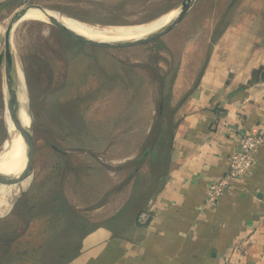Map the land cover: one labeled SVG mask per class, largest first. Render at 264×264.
Masks as SVG:
<instances>
[{
  "label": "rangeland",
  "instance_id": "1",
  "mask_svg": "<svg viewBox=\"0 0 264 264\" xmlns=\"http://www.w3.org/2000/svg\"><path fill=\"white\" fill-rule=\"evenodd\" d=\"M205 2L196 0L182 21L161 37L129 47L92 45L42 18L28 20L18 26L13 37L15 46L19 47L18 56L24 66L34 112L33 150L26 151L23 133L17 128L18 122L24 128L30 125L28 104L18 113L4 114V106H12L7 105L5 99L4 79L9 77L6 66H3L5 38L2 40L0 153L4 151V141L13 136L5 144V162L10 181L6 194L15 203L11 210L0 204V216L8 215L0 221V235L23 234L25 239L34 238L33 247L38 240H44L51 234L46 214L34 216L31 205L24 204L20 199L22 196L18 197L19 192L25 189H37L33 195V199L37 200L48 189L58 186L73 205L81 206L80 209L83 208L80 200L82 189H91L95 197L100 192L101 201L98 204L106 201L113 189H128L130 175L140 165L134 159L146 147L136 146L132 140L125 138L122 128L132 123L127 121L129 113L124 112L133 111L131 118H138L135 125L145 126L150 121L153 125L154 121L151 134L154 138L157 129L155 119L162 98V76L166 77L165 89L168 91L176 83L184 62L181 81L177 84L181 89L175 88L182 92L196 80L208 56L211 37L208 32L214 12L210 8L204 11ZM29 3L54 7L63 14L103 23L105 27L120 23L141 27L132 30L106 29L103 35L111 37L162 25L173 14V9L179 8L182 0H0L3 35L14 11ZM164 12L167 13L165 17L162 16ZM159 17L162 18L156 20ZM57 20L61 21L59 17ZM64 20L73 27L83 29L75 21ZM198 23L200 25L197 26ZM87 31L96 30L87 27ZM115 126L119 138L113 144L114 140L110 142L108 134ZM137 137L134 142L141 134ZM52 144L66 149L68 154L57 152ZM3 195H0V201ZM36 230L41 238L34 236ZM25 244L28 245V240Z\"/></svg>",
  "mask_w": 264,
  "mask_h": 264
},
{
  "label": "crops",
  "instance_id": "2",
  "mask_svg": "<svg viewBox=\"0 0 264 264\" xmlns=\"http://www.w3.org/2000/svg\"><path fill=\"white\" fill-rule=\"evenodd\" d=\"M220 1L216 10L223 13L229 0ZM231 11L222 22L221 14H212L202 70L178 92L182 63L167 111V148L144 161L139 187L132 176L128 189H113L100 204L94 194L80 199L97 226L65 264H227L230 256L264 264V144L250 171L217 206L202 210L209 185L227 171L241 136L264 134V0H237ZM216 25L223 28L214 37ZM1 27L0 21V46ZM124 113L134 124L122 128L125 138L144 145L151 121L135 125L133 111ZM109 134L116 144V126Z\"/></svg>",
  "mask_w": 264,
  "mask_h": 264
},
{
  "label": "trees",
  "instance_id": "3",
  "mask_svg": "<svg viewBox=\"0 0 264 264\" xmlns=\"http://www.w3.org/2000/svg\"><path fill=\"white\" fill-rule=\"evenodd\" d=\"M204 1H206L204 11L207 12L211 9L210 11L215 12L217 15L221 14L222 16H218L220 22L225 21V19H229L232 16L231 9L237 2V0H229L226 11L222 13L216 10L220 0ZM204 15H206V13H204ZM198 25H200V23H198L197 26ZM219 25H216L214 37L218 35L217 31L223 28L217 27ZM142 80H144L143 76ZM161 87L162 98L158 112L159 114L155 119L157 129L154 133V138H151L152 129L154 128L153 121L149 138L144 144L146 149L141 155L134 159V162L140 165L130 175V177L138 176L135 181L136 188H138L141 183L139 170L144 161L151 156L155 157L157 151L159 152L157 155L163 156L167 148L165 141H167L169 135H171V129L169 128L171 118H169L167 111L170 107V89L172 88L166 91L165 75L162 76ZM53 147L62 155L68 154L66 149H59L55 144ZM82 190L83 197H88L90 194H94L91 189ZM36 191L37 189H27L21 195L22 197L20 199L24 204L27 203L31 205L30 210L33 212L34 216L38 217L41 213L46 214V218H49V221L47 222H50L49 226H51V234L44 240L36 241L37 244L35 243L33 247H31V244L33 243L34 238L28 237L25 239L23 238V234L10 235V233H6L5 235H0V264H65L79 252L84 236L97 226V223L90 216L69 201V198L62 188L53 186L43 193L37 200L33 199V195L36 194ZM96 195L100 198L101 193L98 192ZM7 216L0 217V221ZM33 234L35 237L38 236L41 238L37 233V230L34 231ZM27 240L28 245L25 244V241ZM29 247L31 249H29Z\"/></svg>",
  "mask_w": 264,
  "mask_h": 264
},
{
  "label": "bare ground",
  "instance_id": "4",
  "mask_svg": "<svg viewBox=\"0 0 264 264\" xmlns=\"http://www.w3.org/2000/svg\"><path fill=\"white\" fill-rule=\"evenodd\" d=\"M173 10H174L173 14L160 26H157L155 28L143 29L140 31H136L135 33H131V34H122V35H115V36L110 37V36L103 35L104 31L106 29H108V30H132V29H138L141 27H135V26H139V25L138 24H130V23H120V24H114L113 27H105L106 24L90 22V21H87V20H84V19H81L78 17H73V16H69V15L60 13V12L55 11V10L50 9V8L45 9V8L31 7L24 14V16H22L21 19L18 21L16 29L18 26L22 25L23 22L28 21V20H32V19L33 20L38 19V18L45 19L49 23L55 24L57 17H59L61 19V21L64 22L66 25L70 26L71 28L75 29L78 32H81V33L88 35L90 37H93V38H101V39H118V38L129 39L130 38L131 39V38H137V37L144 36L148 33H151L153 31L159 29L161 26H163L168 21H170V19L178 11V9H176V8H174ZM162 14H163L162 15L163 17L167 16V13H165V12ZM64 18L77 22L79 24V26L83 29L69 25V23L66 22L64 20ZM161 18L162 17H159L156 20H160ZM87 27L95 29L99 34H97L96 31H94V32L87 31ZM144 28H146V27H144ZM84 29H86V30H84ZM16 45H18V44H16ZM12 48H13V52H14L16 62H17L18 78L20 81V87H19L20 91H19V93H17V91L13 87L12 82L10 81V78L4 79V92H5V97H6L5 98L6 104L9 106H12V107L4 106V114L5 115L9 114V113H12V114L18 113L21 108H23L25 105L28 104V95H27V90H26L27 85H26V76L24 73V66H22V64L20 63L21 60L19 59V56H18L19 54H18V50H17L19 47L15 46L14 37H12ZM3 66H6V64L4 63ZM24 94H25V97L23 98ZM21 99H22V101L19 103V101ZM17 128L20 131V133H23L24 127L19 122L17 123ZM12 138H13V136H10L6 141H4V146H3L4 151H2L0 153V181H1L0 195L2 196V194H4L1 201H0V204L3 208H7L9 210L13 209L12 207H14V203H13L12 199L10 198V196L8 194H6V187L8 186V183L10 181L8 178V171H7V166H6V162H5V159H6L5 157H6V152H7V147L5 146V144L8 140H10ZM23 141H24V139H23ZM24 145H25V141H24Z\"/></svg>",
  "mask_w": 264,
  "mask_h": 264
},
{
  "label": "water",
  "instance_id": "5",
  "mask_svg": "<svg viewBox=\"0 0 264 264\" xmlns=\"http://www.w3.org/2000/svg\"><path fill=\"white\" fill-rule=\"evenodd\" d=\"M196 0H182V3L179 5L177 13L168 21L166 24L161 26L159 29L148 33L144 36L132 38V39H122V40H99L93 37H90L88 35H85L81 32L76 31L75 29L71 28L70 26L66 25L64 22L60 20H56L55 24L58 25L63 31L67 32L70 35H73L75 38L80 39L86 43L101 46V47H107V48H121V47H129L133 45H138L141 43H145L148 41H152L154 39H157L161 37L162 35L169 32L173 27H175L182 19L189 13L191 8L193 7ZM31 7H38V8H50L55 11H58L62 13L60 9L46 6L40 3H29L25 6H21L20 8L16 9L11 16L9 22L7 23L6 29H5V51H4V59L6 64V70L8 77L10 78V81L13 84V87L19 93V87H20V81L18 78V69H17V62L16 58L13 52L12 48V37L13 33L16 29V26L18 24V21L21 19L22 16L30 9ZM27 90V89H26ZM28 95V90H27ZM31 122L28 127H25L23 129V137L26 145V151L27 150H33L35 145L34 140V112L32 109V104L30 101V97L28 95V106H27ZM34 173V172H33ZM33 178V177H32ZM32 182V180H31ZM29 183V185L31 184ZM28 185V186H29ZM23 190L19 192L18 197L21 196L24 192ZM18 199V198H17ZM16 199V200H17ZM15 203V202H14ZM4 215H1L0 217H3Z\"/></svg>",
  "mask_w": 264,
  "mask_h": 264
},
{
  "label": "built area",
  "instance_id": "6",
  "mask_svg": "<svg viewBox=\"0 0 264 264\" xmlns=\"http://www.w3.org/2000/svg\"><path fill=\"white\" fill-rule=\"evenodd\" d=\"M263 144L262 133L248 131L241 136L237 149L231 155L227 171L209 185L203 211L217 206L222 196L234 187L238 178L250 171L255 163L256 154ZM238 247V244L234 246L233 253L237 252ZM227 264L253 263L230 256Z\"/></svg>",
  "mask_w": 264,
  "mask_h": 264
}]
</instances>
